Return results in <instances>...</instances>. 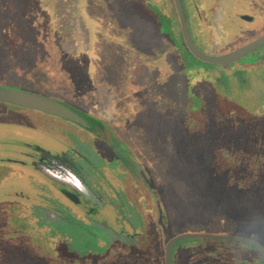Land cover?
<instances>
[{
    "label": "flooded vegetation",
    "instance_id": "af4514ba",
    "mask_svg": "<svg viewBox=\"0 0 264 264\" xmlns=\"http://www.w3.org/2000/svg\"><path fill=\"white\" fill-rule=\"evenodd\" d=\"M126 1L138 2L140 17L150 19L169 47V59L155 65V86L175 98V115L183 120L179 139L204 153L200 180L205 186L197 190L203 210L213 217L221 209L243 206L260 216L250 220V237L238 236L247 240H232L246 243L264 264V245L257 239L264 238L258 229V221L264 227V83L245 94L253 67L264 76V42L233 61L212 64L197 59L183 37L184 30L192 47L208 56L239 48L264 35V0ZM77 33L83 36V25L77 24ZM195 70L204 72L202 78L190 77ZM127 84H134L131 94L140 93L142 83ZM167 84L174 89L167 90ZM32 93L53 98L72 113L0 100L29 112L17 120L0 113V133L8 138L0 140V228L37 246L56 264H145L144 247L163 251L171 236L159 243L165 222L157 181L134 140L117 129L109 113L113 92L83 104ZM34 116L38 129L25 122ZM220 250L221 256H181L179 263L255 264L254 256L238 246Z\"/></svg>",
    "mask_w": 264,
    "mask_h": 264
},
{
    "label": "rangeland",
    "instance_id": "374dc122",
    "mask_svg": "<svg viewBox=\"0 0 264 264\" xmlns=\"http://www.w3.org/2000/svg\"><path fill=\"white\" fill-rule=\"evenodd\" d=\"M141 13L138 2L126 0H0V84L82 104L83 100L94 103L99 95L113 92L109 113L118 121L117 129L134 140L135 149L157 181L165 222L161 245L166 238L183 232L250 237V220L261 218L250 208L221 209L213 217L203 210L205 201L197 190L205 186L200 176L207 162L201 148L179 139L183 120L175 115V98L161 95L155 86V65H159L158 60L169 59V47L150 19L140 17ZM77 24L83 25V36L77 33ZM258 69L251 70V90L245 92L247 95L264 83L260 71L254 72ZM203 74L195 70L190 77L198 79ZM128 81L142 83L139 94H131L134 84L128 87ZM166 89L174 88L167 84ZM238 98L243 103L249 100ZM23 112L28 110L0 103L4 118L11 115L17 120ZM38 119L25 118V122L38 129ZM2 133L3 130L0 140L8 139L2 138ZM260 198L255 201L259 203ZM259 223V231L264 232ZM257 239L264 245V238ZM231 246L247 251L254 256L255 264H261L246 243L209 237H185L173 242L169 264H180L181 256H221L220 248ZM143 250L145 264H163L162 249ZM0 264L56 261L22 237L8 236L1 227ZM121 264L138 263L126 260Z\"/></svg>",
    "mask_w": 264,
    "mask_h": 264
},
{
    "label": "water",
    "instance_id": "95a60500",
    "mask_svg": "<svg viewBox=\"0 0 264 264\" xmlns=\"http://www.w3.org/2000/svg\"><path fill=\"white\" fill-rule=\"evenodd\" d=\"M183 26V25H182ZM181 26V28H182ZM184 41L189 49V51L199 60L212 64L226 63L237 59L239 56L249 52L254 49L258 44L264 42V35L258 37L257 39L239 47L227 53L218 55V56H208L198 52L196 49L192 47L188 38L185 35V31L183 30ZM0 100L10 101L15 104L24 105L27 107L36 108L39 110H43L50 113L55 114H71V108L63 105L61 102L49 98L43 95H39L36 93L20 90L17 88H12L8 86L0 85ZM185 237H209V238H227V239H241L247 240L242 237L232 236V235H222V234H209V233H190L183 232L176 235L171 236L163 246V261L164 264H169V250L170 246L173 242L180 238ZM254 243V242H253ZM255 244V243H254ZM257 245V244H255Z\"/></svg>",
    "mask_w": 264,
    "mask_h": 264
}]
</instances>
